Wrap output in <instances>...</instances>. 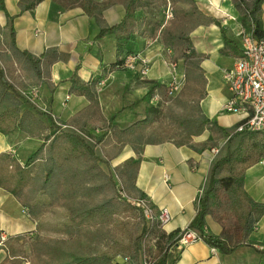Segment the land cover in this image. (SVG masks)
Segmentation results:
<instances>
[{
  "label": "trees",
  "instance_id": "trees-1",
  "mask_svg": "<svg viewBox=\"0 0 264 264\" xmlns=\"http://www.w3.org/2000/svg\"><path fill=\"white\" fill-rule=\"evenodd\" d=\"M43 1L64 10L80 8L99 28L96 41L112 35L115 61L107 69L111 73L126 71L125 58L138 54L130 49L134 38L159 36L164 58L181 62L183 84L170 96L168 79L146 82L147 92L130 104H143V118L118 127L115 116H102L101 78L84 83L72 77L69 93L84 97L87 105L70 118L59 119L50 112L57 88L51 70L69 57L56 47L37 56L18 48L16 15H8L0 0L6 18L1 30L7 32L0 41V134L8 137L18 132L41 141L23 164L13 151L0 153V188L20 203L23 215L35 226L31 232L7 236L2 264H176L183 249L179 241L187 231L214 248L222 263L252 251L257 264H264V245L255 247L250 240L264 215V203L253 200L244 189L246 171L264 159V130L237 131L238 124L222 128L200 107L206 97L204 56L191 48L189 37L196 28L219 22L203 14L193 0H18V14L32 12ZM231 2L241 29L257 40L264 38V0ZM113 5H121L124 16L107 26L102 13ZM167 8L172 18L162 24ZM222 39V55L241 56L223 31ZM203 135L204 140L194 141ZM164 143L197 154L217 150L196 199L195 215L185 229L169 233L157 219L159 211L136 186L144 147ZM111 148L113 153H107ZM124 149L134 157L113 165ZM139 201L146 202L152 218H145L136 207ZM56 212L63 214V221L48 231L55 235L41 233L38 226H50L46 218ZM208 216L220 226L218 235L207 230ZM11 244H16L14 251Z\"/></svg>",
  "mask_w": 264,
  "mask_h": 264
},
{
  "label": "crops",
  "instance_id": "crops-1",
  "mask_svg": "<svg viewBox=\"0 0 264 264\" xmlns=\"http://www.w3.org/2000/svg\"><path fill=\"white\" fill-rule=\"evenodd\" d=\"M193 1L203 14L219 22L218 25L200 26L189 37L191 48L204 56L201 68L206 79V97L200 102V107L211 122L222 128H230L238 124L241 117L221 110L228 98L222 71L230 68L237 57L232 52L222 55L220 50L224 47L223 31L240 52L237 35L241 27L238 16L231 0ZM3 2L6 13L16 15L14 29L18 48L37 56L46 48L56 47L69 57L67 62L56 63L51 70V79L57 88L52 95L50 112L59 119H68L87 105L84 97L69 93V80L72 77L84 83L101 78L98 100L102 116L105 119L115 116L114 124L118 127H125L143 118V104L134 107L130 104L141 99L147 92L149 86L146 82L162 83L169 78V69L164 62L165 48L159 36L154 40L136 37L130 43L132 52L140 53L149 63L146 76L140 77L137 72L132 71L111 73L107 69L115 61L113 37L105 35L96 41L99 28L80 8L64 10L50 1H43L32 12L18 14V0ZM102 16L105 24L112 26L122 19L124 9L121 5L109 6L104 9ZM167 22H164L163 17L162 24ZM5 23V15L0 12V28ZM178 69L181 70V62H178ZM204 138L203 135L194 138V141L199 142ZM28 141L34 142L35 149L41 145L39 139H28L18 132L8 137L0 134V153L13 151L17 158V148ZM213 155L211 150L197 154L187 147H176L171 143L144 147L136 186L146 194L157 211L168 210L170 220L163 226L166 232L185 229L195 215V202L203 188ZM129 157H134V153L130 149H124L113 161V165ZM190 161L194 162V167L190 166ZM244 189L253 200L264 203V159L246 171ZM58 224L57 221L49 220L50 226H38V230L55 235L48 231L58 227ZM206 227L215 235L221 232L220 226L209 216L206 217ZM34 228L33 223L23 215L20 203L0 188V234L16 236L31 232ZM250 240L257 244L255 247L264 245V215L250 234ZM15 246L16 244H11V251H14ZM212 249L214 248H210L202 240H197L182 249L176 264H257V256L252 251L222 263L220 255L212 253ZM6 256L7 251L0 244V264ZM11 258L20 256L11 254Z\"/></svg>",
  "mask_w": 264,
  "mask_h": 264
},
{
  "label": "built area",
  "instance_id": "built-area-1",
  "mask_svg": "<svg viewBox=\"0 0 264 264\" xmlns=\"http://www.w3.org/2000/svg\"><path fill=\"white\" fill-rule=\"evenodd\" d=\"M172 18V11L167 8L164 14V22ZM264 18V9H263ZM165 24V23H164ZM241 56L233 65L222 71V80L228 92L227 100L222 104L224 113L235 114L241 117L237 131H263L264 130V38L256 39L251 32L240 28L238 32ZM169 69L168 94L170 96L178 93L183 84V74L178 69V63L169 62L164 58ZM126 71L137 72L140 77L147 75L149 63L140 53L127 56L122 64ZM32 97L36 98V91H32ZM216 149L211 150L215 154ZM14 153V152H13ZM140 207L145 218H152V211L146 202L135 203ZM23 213V211H22ZM157 219L162 225L170 220L167 209H160ZM7 236L0 234V244H3ZM197 240H200L192 231L183 234L179 246L184 248ZM216 250L212 249L215 254Z\"/></svg>",
  "mask_w": 264,
  "mask_h": 264
},
{
  "label": "rangeland",
  "instance_id": "rangeland-1",
  "mask_svg": "<svg viewBox=\"0 0 264 264\" xmlns=\"http://www.w3.org/2000/svg\"><path fill=\"white\" fill-rule=\"evenodd\" d=\"M6 34H7V32L4 29L1 30V28H0V41H4ZM33 144H34V142L28 141L25 144H22V145H20L17 148V150H16V152H17V160H18L19 163L25 161L31 155V153L35 151L34 149L36 147L34 148ZM35 145H36V142H35ZM30 149H33L34 151L31 150L32 151L31 152ZM99 153L101 155H103L102 151H99ZM107 153H113V149L112 148L109 149L107 151ZM62 217H63V214H61L60 212H56L54 217L48 216L46 218V221H47V223L49 222V220H53V221H57L58 223H62V221H63Z\"/></svg>",
  "mask_w": 264,
  "mask_h": 264
}]
</instances>
